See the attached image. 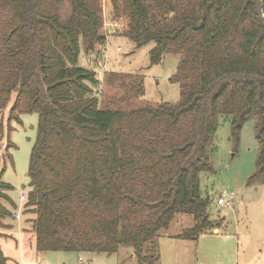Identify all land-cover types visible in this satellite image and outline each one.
<instances>
[{
    "label": "trees",
    "instance_id": "1",
    "mask_svg": "<svg viewBox=\"0 0 264 264\" xmlns=\"http://www.w3.org/2000/svg\"><path fill=\"white\" fill-rule=\"evenodd\" d=\"M61 1L0 0V111L15 94L8 125L22 113L38 115L24 202L34 214L35 249L128 247L137 264H156L151 241L176 214L195 221L180 238L213 226L200 176L212 172L221 118L235 142L255 118L259 153L248 183L264 180V0H123L125 35L137 46L154 41L150 63L181 55L171 78L180 100L131 110L99 107L96 74L78 65L81 45L90 52L105 41L101 0H70L64 22ZM109 2L115 17L119 0ZM4 170L0 199L11 188Z\"/></svg>",
    "mask_w": 264,
    "mask_h": 264
},
{
    "label": "rangeland",
    "instance_id": "2",
    "mask_svg": "<svg viewBox=\"0 0 264 264\" xmlns=\"http://www.w3.org/2000/svg\"><path fill=\"white\" fill-rule=\"evenodd\" d=\"M122 1L118 2L119 13L113 17L108 15L109 0H101L100 32L105 35V41L95 43L90 52L80 47L78 65L93 70L98 79L92 95L97 97L99 107L111 109L177 103L180 86L171 78L176 73L180 53L168 52L159 62L150 63L149 52L154 41L137 46L133 38L125 35L129 18ZM58 8L61 21H66L71 10L70 0H62ZM139 81L142 93L138 90ZM14 98L15 94L0 111V173L5 168L1 180L11 186L4 189L7 197L0 199L7 210L0 218V246L10 258L8 264L15 261L22 264L24 256L25 264H38L33 257L34 241L30 242L34 237V214L27 212L24 203L18 200L19 194L29 188L27 169L38 115L22 113L20 122L11 121L8 125ZM230 136V124L221 118L214 137L215 147L210 153L212 172L200 176L201 193L209 198L207 211L213 226L203 230L196 239L180 238L178 235L191 228L195 221L189 214H176L167 228L160 230L151 241L159 254L156 264H264V180L248 183L256 170L259 153L255 118L250 117L243 123L238 142ZM220 197L224 199L223 204L218 203ZM16 209L20 212L19 218L12 215ZM214 226L218 231H214ZM132 254L128 247H120L112 254L80 253L85 264H137ZM40 255L41 264H78V254L72 251H47Z\"/></svg>",
    "mask_w": 264,
    "mask_h": 264
},
{
    "label": "built area",
    "instance_id": "3",
    "mask_svg": "<svg viewBox=\"0 0 264 264\" xmlns=\"http://www.w3.org/2000/svg\"><path fill=\"white\" fill-rule=\"evenodd\" d=\"M27 199V191H22L20 194H19V197H18V200L22 203H24ZM218 203L219 204H223L224 203V199L223 198H219L218 199ZM20 216V212L18 210L14 211L13 212V217L15 218H19ZM86 260L82 257V255H78V264H85Z\"/></svg>",
    "mask_w": 264,
    "mask_h": 264
},
{
    "label": "crops",
    "instance_id": "4",
    "mask_svg": "<svg viewBox=\"0 0 264 264\" xmlns=\"http://www.w3.org/2000/svg\"><path fill=\"white\" fill-rule=\"evenodd\" d=\"M17 210V209H16ZM15 210V211H16ZM12 215H13V213H12ZM20 217V216H19ZM15 218V217H14ZM214 231H218V228L217 227H215L214 228ZM32 239V237H30V240ZM32 241H34V237H33V239L30 241L31 243H32ZM30 243V244H31ZM34 244V243H33ZM0 248H1V246H0ZM2 250V249H1ZM119 251V250H118ZM117 251V252H118ZM2 252H3V250H2ZM35 252V255H33V257L36 259L35 261H36V263H38V264H41L42 262V259H40L39 257L41 256L40 254H43V253H39L37 250L36 251H34ZM79 255V254H78ZM133 255V254H132ZM4 256L6 257V264H8V261H9V257L8 256H6L5 254H4ZM77 258H78V256H77ZM21 261H22V264H25L26 263V259H25V256H24V258H21ZM14 264H19V262L17 261H15V262H13ZM30 263H32V262H30Z\"/></svg>",
    "mask_w": 264,
    "mask_h": 264
}]
</instances>
